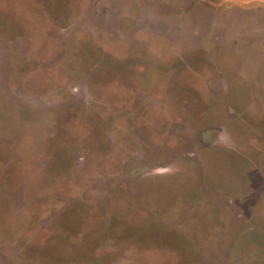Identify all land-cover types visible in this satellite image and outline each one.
I'll list each match as a JSON object with an SVG mask.
<instances>
[{"label":"rangeland","instance_id":"1","mask_svg":"<svg viewBox=\"0 0 264 264\" xmlns=\"http://www.w3.org/2000/svg\"><path fill=\"white\" fill-rule=\"evenodd\" d=\"M0 264H264V0H0Z\"/></svg>","mask_w":264,"mask_h":264}]
</instances>
